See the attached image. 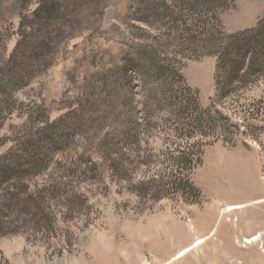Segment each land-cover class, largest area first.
Masks as SVG:
<instances>
[{"label": "rangeland", "instance_id": "rangeland-1", "mask_svg": "<svg viewBox=\"0 0 264 264\" xmlns=\"http://www.w3.org/2000/svg\"><path fill=\"white\" fill-rule=\"evenodd\" d=\"M195 1L76 0L81 11L105 6L103 26L71 40L31 84L0 94V264H264V73L217 95V59L196 49L214 17L229 35L255 29L264 0H205V9ZM4 11L0 68L18 43L19 20ZM148 48L181 69L201 108L213 104L240 126L235 146L225 136L211 144L210 131L191 122L181 132L187 121L160 111L138 140L102 125L89 87L111 54ZM117 74L130 97L136 83ZM52 124L58 148L42 139ZM171 134L191 135L202 154L179 176L200 196L175 180Z\"/></svg>", "mask_w": 264, "mask_h": 264}, {"label": "trees", "instance_id": "trees-1", "mask_svg": "<svg viewBox=\"0 0 264 264\" xmlns=\"http://www.w3.org/2000/svg\"><path fill=\"white\" fill-rule=\"evenodd\" d=\"M75 1L0 0V19L3 17L1 11L5 9V15L17 17L19 20L18 43L14 52L3 61L0 68L1 95L7 98L15 94L20 87L31 84L54 66L62 50L71 40L82 33L96 31L103 26L105 6L101 7L98 2H92L81 11L77 10ZM195 2L201 9L207 6L205 0ZM34 5L37 8L31 10ZM77 17L82 19L76 22ZM204 30L196 49L201 57L214 56L217 59L215 73L217 95L219 93L226 95L230 90L245 85L250 76L264 73V18L255 29L229 35L225 33L219 19L214 17ZM39 50L43 53L42 56L38 54ZM104 70L102 78L94 82L89 89L92 91V98L97 99L100 109L99 120L102 125L107 128L114 126L119 128V132H123L119 140L125 137L127 140L141 138L150 116L153 112L160 111L169 118L180 115L183 121H187L180 125L174 123L181 132L189 125H193L210 131L205 137L214 140L211 144L219 142L220 137L225 136L223 143L229 147L235 146V139L240 135V126L232 124L231 119L223 116L213 104L207 109L201 108L197 93L186 84L181 69L163 60L154 48L132 49L111 54L104 65ZM119 70H124L126 77L130 74L131 83H136L135 92L133 90L130 97L127 96V85L124 84L127 78L117 74ZM179 85L182 89L178 87ZM184 91L190 94L194 92L195 98L187 99ZM127 97L130 102L126 101ZM128 108L130 112L132 111L130 116H127ZM54 124L47 125L41 133L46 132L42 139H46L50 146L58 148L61 144L58 133L56 131L49 133L55 127ZM130 125L135 131L132 134L125 132ZM56 126L60 127L59 124ZM171 136L179 141L169 142L170 150L172 149L174 154V167L179 173L175 180L180 182L183 191L200 196V191L191 183L189 176L183 180H180L179 176H182L181 172L184 169L191 171L198 167L202 154L189 146L191 135ZM107 140V138L103 140L105 145ZM35 145L36 143L34 147ZM4 160L6 157L1 159L0 164ZM22 161L23 158L14 165Z\"/></svg>", "mask_w": 264, "mask_h": 264}, {"label": "bare ground", "instance_id": "bare-ground-1", "mask_svg": "<svg viewBox=\"0 0 264 264\" xmlns=\"http://www.w3.org/2000/svg\"><path fill=\"white\" fill-rule=\"evenodd\" d=\"M231 208V207H230Z\"/></svg>", "mask_w": 264, "mask_h": 264}]
</instances>
